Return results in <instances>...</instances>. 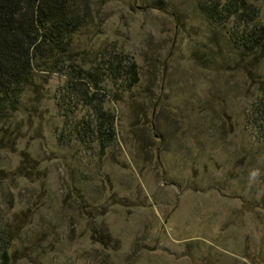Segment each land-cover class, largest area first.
<instances>
[{
	"label": "rangeland",
	"instance_id": "rangeland-1",
	"mask_svg": "<svg viewBox=\"0 0 264 264\" xmlns=\"http://www.w3.org/2000/svg\"><path fill=\"white\" fill-rule=\"evenodd\" d=\"M204 1L72 0L88 16L70 61L133 60L139 80L103 82L104 151L88 106L64 114V75L26 86L0 121V264H264V58Z\"/></svg>",
	"mask_w": 264,
	"mask_h": 264
},
{
	"label": "trees",
	"instance_id": "trees-1",
	"mask_svg": "<svg viewBox=\"0 0 264 264\" xmlns=\"http://www.w3.org/2000/svg\"><path fill=\"white\" fill-rule=\"evenodd\" d=\"M200 7L211 23L235 18L243 26L234 37L236 47L264 58V24L256 22L258 8L245 0L204 1ZM87 16L86 6L72 0H0V121L18 109L34 76L56 72L66 78L61 102L64 114L74 115L80 104L92 110L89 118L81 119L83 137L94 134L101 151L115 140V117L105 106L103 82L112 76L129 90L138 82L139 72L133 60L125 66L123 60L110 59L105 66L97 64L88 69L70 61V36L83 26ZM261 84L264 107V75ZM4 240L6 257L10 243Z\"/></svg>",
	"mask_w": 264,
	"mask_h": 264
}]
</instances>
